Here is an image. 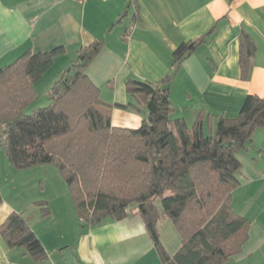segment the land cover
Masks as SVG:
<instances>
[{
  "label": "crops",
  "instance_id": "obj_1",
  "mask_svg": "<svg viewBox=\"0 0 264 264\" xmlns=\"http://www.w3.org/2000/svg\"><path fill=\"white\" fill-rule=\"evenodd\" d=\"M242 32L255 47L246 79L239 66ZM207 34L169 85L170 119H182L188 127L202 111L235 119L248 96L264 97V0H0V69L28 50L63 48L35 84L37 102L77 60L80 48L102 43L85 75L104 103L127 105L133 102L125 91L127 79L159 82L172 68L175 49ZM146 116L145 109L110 110L117 128L137 129ZM237 156L242 167L231 209L250 225L241 252L226 264H264V128ZM0 196V226L10 214L22 213L47 253L37 263L0 237V264H67V252L76 264H161L136 206L121 221L82 227L67 186L51 165L18 171L0 149ZM38 202L46 203L47 217ZM158 226L172 257L180 237L165 216Z\"/></svg>",
  "mask_w": 264,
  "mask_h": 264
},
{
  "label": "trees",
  "instance_id": "obj_2",
  "mask_svg": "<svg viewBox=\"0 0 264 264\" xmlns=\"http://www.w3.org/2000/svg\"><path fill=\"white\" fill-rule=\"evenodd\" d=\"M209 34L180 44L170 72L159 82L127 79L125 91L133 101L127 105L104 103L86 77V68L103 47L93 43L79 49L77 60L51 86L49 106L26 114L38 95L35 84L64 49L24 52L0 69V149L18 171L51 165L66 184L82 227L121 221L136 206L161 264H226L248 240L250 223L232 211L231 195L242 167L237 155L264 128V97L248 96L235 119L203 111L191 127L182 119H170L169 85ZM254 54V44L242 32L243 79ZM114 106L145 109L147 116L137 129L113 127ZM36 205L42 217L49 215L46 203ZM162 216L181 240L172 257L160 242ZM0 237L9 248H23L37 263L47 259L22 213L7 217Z\"/></svg>",
  "mask_w": 264,
  "mask_h": 264
},
{
  "label": "rangeland",
  "instance_id": "obj_3",
  "mask_svg": "<svg viewBox=\"0 0 264 264\" xmlns=\"http://www.w3.org/2000/svg\"><path fill=\"white\" fill-rule=\"evenodd\" d=\"M50 101L48 99V94H41L39 99L37 100V102H35L34 104H32L27 110H26V114H31L33 111L37 110V109H42L45 108L47 106H49ZM160 206V201L157 200L156 201V206Z\"/></svg>",
  "mask_w": 264,
  "mask_h": 264
},
{
  "label": "water",
  "instance_id": "obj_4",
  "mask_svg": "<svg viewBox=\"0 0 264 264\" xmlns=\"http://www.w3.org/2000/svg\"><path fill=\"white\" fill-rule=\"evenodd\" d=\"M77 66H82L81 64H78ZM73 72H70L68 76H72ZM65 261L67 264H76L74 259L71 257V255L67 252L65 253Z\"/></svg>",
  "mask_w": 264,
  "mask_h": 264
},
{
  "label": "built area",
  "instance_id": "obj_5",
  "mask_svg": "<svg viewBox=\"0 0 264 264\" xmlns=\"http://www.w3.org/2000/svg\"><path fill=\"white\" fill-rule=\"evenodd\" d=\"M75 1L80 2L81 0H75ZM133 28H134V25H132L131 27H129V28L127 29V32H128V33L131 32Z\"/></svg>",
  "mask_w": 264,
  "mask_h": 264
}]
</instances>
